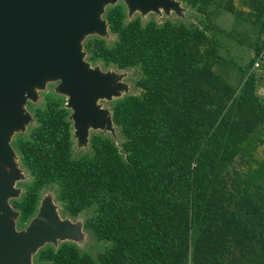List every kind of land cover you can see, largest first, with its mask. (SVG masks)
<instances>
[{"label":"trees","instance_id":"trees-1","mask_svg":"<svg viewBox=\"0 0 264 264\" xmlns=\"http://www.w3.org/2000/svg\"><path fill=\"white\" fill-rule=\"evenodd\" d=\"M195 21L102 18L114 36L82 41L85 60L134 70L137 92L108 102L119 141L93 132L73 156L66 96L27 101L34 124L11 145L30 175L11 204L18 225L49 188L70 217L107 246L47 243L36 264H264V0H178Z\"/></svg>","mask_w":264,"mask_h":264},{"label":"water","instance_id":"water-1","mask_svg":"<svg viewBox=\"0 0 264 264\" xmlns=\"http://www.w3.org/2000/svg\"><path fill=\"white\" fill-rule=\"evenodd\" d=\"M116 1L0 0V264H33L45 244L77 237L70 221L58 218L49 197L40 199L26 226L16 228L19 212L9 200L20 196L14 184L21 173L11 141L34 121L26 103L33 102L36 88L48 79L59 80L55 92L66 96L78 141L87 140L90 127H111V112L101 116L98 100L121 97L126 86L85 60L82 41L91 34L106 37L102 14ZM123 2L128 16L135 9L177 14L183 9L178 0Z\"/></svg>","mask_w":264,"mask_h":264},{"label":"rangeland","instance_id":"rangeland-1","mask_svg":"<svg viewBox=\"0 0 264 264\" xmlns=\"http://www.w3.org/2000/svg\"><path fill=\"white\" fill-rule=\"evenodd\" d=\"M180 8L181 9L183 8L180 14L175 13L173 10L166 12L163 9H160L159 11H142V10L135 9L133 10V12L130 13L129 17L140 15L143 22L149 19H155L157 22H162L166 18H170L172 20H182L186 22L196 20L195 12L191 8L185 6L182 3H181ZM106 38L108 42H111L114 39V36L108 33L106 35ZM98 65L100 67L99 70H101L102 72H107L109 74H112L116 82L126 86V88H123L119 92L120 96L126 94V92L132 93V92L138 91L136 88H134V85H133V80L137 76L134 70H117L114 67L103 69L100 64ZM58 83H59L58 79L46 80L42 87L36 88L37 95L35 99L33 100V103L35 105H42L44 102V95L51 91H55ZM259 92L264 93V77L262 79ZM113 99L111 100L99 99L98 100V105L100 106V110H101V116L109 117L111 111H110L108 102L112 101ZM29 113L32 114L30 111ZM30 124H34V121L30 122ZM93 132H102L104 134H110L114 138V140L119 141V132H118L117 127L114 124H112L109 129L105 127H100V128L90 127L87 133V140L82 141V142L78 141V137L75 135V129L73 128V139H74L73 156L77 157L89 151V139ZM15 154H16L15 167L18 170H20L21 175H20V178L15 182L14 187L20 189L19 195H21V193L24 191L23 183L30 180V175L26 171V169L22 166L21 161L19 160V157L16 151H15ZM43 197L50 198L51 200L50 202L53 206H55V210L60 220L68 219L70 223L74 226V229L76 230L75 232L77 233V237L69 238L67 239L68 241L75 242L80 247V249L87 251L93 255H96L97 252L103 250L107 246L108 244L107 242L103 240H96L88 231L85 230L84 219L86 216L89 215V211H85L76 217H70L68 215H65L62 212L61 204L55 198L54 189L49 188L47 190H44L41 194V199H43ZM9 205H12L11 199L9 200ZM15 223H16L17 229H22L24 226L28 224L27 222L23 226L18 225V220H16ZM60 242L62 241L57 240L56 245H54L53 243L51 244L54 246H57ZM32 261H33V264H36L33 259Z\"/></svg>","mask_w":264,"mask_h":264},{"label":"built area","instance_id":"built-area-1","mask_svg":"<svg viewBox=\"0 0 264 264\" xmlns=\"http://www.w3.org/2000/svg\"><path fill=\"white\" fill-rule=\"evenodd\" d=\"M264 63V49L258 54L256 60L253 64V69L260 70L262 68V64Z\"/></svg>","mask_w":264,"mask_h":264}]
</instances>
